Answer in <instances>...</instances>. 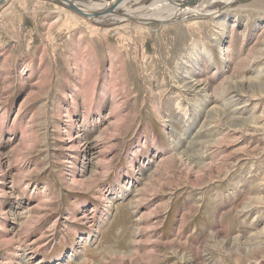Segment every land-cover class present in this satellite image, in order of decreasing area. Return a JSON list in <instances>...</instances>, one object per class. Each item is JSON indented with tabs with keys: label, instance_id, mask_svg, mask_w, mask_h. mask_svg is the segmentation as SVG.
Returning a JSON list of instances; mask_svg holds the SVG:
<instances>
[{
	"label": "rangeland",
	"instance_id": "374dc122",
	"mask_svg": "<svg viewBox=\"0 0 264 264\" xmlns=\"http://www.w3.org/2000/svg\"><path fill=\"white\" fill-rule=\"evenodd\" d=\"M208 1L2 0L0 264H264V0Z\"/></svg>",
	"mask_w": 264,
	"mask_h": 264
},
{
	"label": "bare ground",
	"instance_id": "6f19581e",
	"mask_svg": "<svg viewBox=\"0 0 264 264\" xmlns=\"http://www.w3.org/2000/svg\"><path fill=\"white\" fill-rule=\"evenodd\" d=\"M70 1L76 7L79 8L80 12L83 13V14L81 13L82 17H84L86 19H89V20H92V22H96L98 24L103 23L105 18H112L114 20H120L122 17H129V16H133V17L137 16L138 18H145V19H151V18H154V16H156L155 18H159V14L157 12L160 9L162 10L163 8H166V11L170 10V13H168V14L166 13V14H164V16L162 15V17H160L159 20L161 18L162 19L170 18L171 16L179 14L180 12L182 13V11H183V13H187V15L190 14V13H197L198 12L200 14L201 13L204 14V13L208 12V11L207 12H205V11L203 12L200 9L190 8V7H187V6L183 5L186 2L188 3V1H191V0H167L169 2L168 4L164 2L166 0H155V1H153L151 3V5H150L151 7H146V9L150 10L151 12L150 11L143 12L142 10H139V8H131L130 5L128 6V3L130 2V0H123V1H120V2H116L115 0H110V1H107V2H101V3L100 2H95V1L94 2H90V1H85V0H80V1L70 0ZM138 1H141V0H132V4H134V3L138 2ZM216 1H221L223 3V5H221V9L222 10L226 9V7L228 5H230V4H232L234 2V0H209L208 1V5L213 3V2H216ZM1 2L2 1L0 0V3ZM61 5L63 6V3ZM67 5H68V3H66V6ZM105 8H109L110 12H108L106 15L94 16V14H93L94 11L105 9ZM123 9L125 10V12L124 13H120V10H123ZM137 12H139V13H137ZM148 12H149V14H148ZM34 241H37V238ZM8 250H10V249H8ZM18 261H22V259L18 260ZM21 264H23V262Z\"/></svg>",
	"mask_w": 264,
	"mask_h": 264
},
{
	"label": "water",
	"instance_id": "95a60500",
	"mask_svg": "<svg viewBox=\"0 0 264 264\" xmlns=\"http://www.w3.org/2000/svg\"><path fill=\"white\" fill-rule=\"evenodd\" d=\"M2 1V0H1ZM55 2H58L60 4L63 3V5L66 6V3H68L67 7L71 8L72 10L76 11V13L82 15L83 13L80 12L79 8L76 7L70 0H53ZM116 2H120V1H123V0H115ZM108 12H110V9L109 8H105V9H101V10H96L93 12L94 16H100V15H106ZM82 13V14H81ZM129 17H132L133 16H129ZM135 20L139 21V22H146V21H152L154 19H145V18H135Z\"/></svg>",
	"mask_w": 264,
	"mask_h": 264
}]
</instances>
